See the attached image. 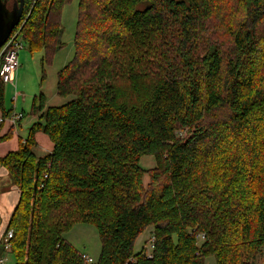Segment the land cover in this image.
<instances>
[{"label":"trees","instance_id":"1","mask_svg":"<svg viewBox=\"0 0 264 264\" xmlns=\"http://www.w3.org/2000/svg\"><path fill=\"white\" fill-rule=\"evenodd\" d=\"M4 1L9 11L19 3ZM69 2L24 0L15 32L43 53L42 68L63 48ZM56 91L65 102L34 99L36 123L0 157L19 192L0 257L263 264L264 0H79L74 55ZM4 95L0 78L1 126L12 127ZM37 132L53 145L42 158ZM143 157L154 166L142 168ZM77 224L96 229V262L63 239ZM147 228L150 239L134 253Z\"/></svg>","mask_w":264,"mask_h":264},{"label":"rangeland","instance_id":"2","mask_svg":"<svg viewBox=\"0 0 264 264\" xmlns=\"http://www.w3.org/2000/svg\"><path fill=\"white\" fill-rule=\"evenodd\" d=\"M78 2L79 0H71V2L65 4L61 12V24L63 27V33L61 36V42L63 48L59 50L52 62V66L58 70L66 65L69 60L72 59L74 55V34L76 31L77 14H78ZM9 1V6H11ZM24 48L19 52V63L20 70L24 71V74L19 82L16 79V90L6 86L5 87V98L7 99L8 107L15 104L14 96L17 92L20 94L19 101H21L23 95L25 97H30V99L25 98L22 101L25 118L31 117L30 112L33 104V97L36 95L37 103L39 97L45 96L50 97L51 94L56 93V74L55 71L52 75L49 71L51 65L44 66L42 68L41 59L43 58V53L31 52L28 49V44L23 41ZM62 63V64H61ZM44 69V71H43ZM43 71V72H42ZM44 74V78H43ZM55 74V75H54ZM18 87V88H17ZM36 93V94H34ZM20 114V113H15ZM22 114V113H21ZM140 166L145 169L152 168L154 166V160L152 157H143L140 160ZM10 180V179H8ZM151 229L147 228L136 240L133 252L138 253L145 246L146 242L150 239ZM63 239L67 241L71 246L76 249L79 253L84 254L92 262H96L100 254V243L96 229L90 225L77 224L73 226L71 230L62 235ZM7 263L13 264L12 259L9 255H6ZM203 264H216L213 257H207L204 259ZM264 264V262H263Z\"/></svg>","mask_w":264,"mask_h":264},{"label":"crops","instance_id":"3","mask_svg":"<svg viewBox=\"0 0 264 264\" xmlns=\"http://www.w3.org/2000/svg\"><path fill=\"white\" fill-rule=\"evenodd\" d=\"M64 64H63V67L65 66ZM20 66L21 65L19 63V69L17 70V73H16V79L17 80L19 79V82L24 74V71L22 72V70H20ZM61 69L58 70L57 68H54L51 64L49 71L52 75V72L57 70L55 72V74L57 75V72L60 71ZM6 86L12 88L13 90H16L17 85L15 83V86L5 85V87ZM17 96H16L17 99L16 97L15 98L13 97L14 100L16 99L15 104L8 107L7 99L5 98V95H4V107L7 111L11 110L13 112V115H15V113L24 114V109L22 107L23 105L22 101L24 102L25 98L30 99V97L24 98V95H23L21 101H19L20 94ZM43 97L45 99V107H54V106L61 105L65 102L64 99L57 96V91L54 94V96L53 94H51L50 97H45V96ZM32 99L37 100L36 95H34ZM1 116L3 115H2V112L0 111V118ZM36 121H37V117L31 116L27 118L24 117L12 127L9 124H5L1 126L0 127V138L6 136L9 132H11L12 135L9 139L0 141V157H4L8 153L16 151L18 148L19 142L21 141L23 142L27 138L31 126L35 124ZM35 141L37 143V147L33 149V152L36 155V157L42 158L48 155L52 151L53 145L51 144L47 136H45L41 132L36 133ZM8 179H10V177L7 171L0 166V238L4 234L6 225L19 199V192L17 188L13 186L11 179L10 180ZM150 229L152 232L153 229L152 228Z\"/></svg>","mask_w":264,"mask_h":264},{"label":"built area","instance_id":"4","mask_svg":"<svg viewBox=\"0 0 264 264\" xmlns=\"http://www.w3.org/2000/svg\"><path fill=\"white\" fill-rule=\"evenodd\" d=\"M24 48L23 40L19 36V32H15V30L11 33L7 41L0 48V78L4 85H13L15 86L16 82V73L19 69V52ZM18 95L15 92L14 98ZM21 120V114H15L10 119V124L13 126ZM3 124V119L0 118V126ZM12 231L8 232L7 236L3 239L4 251L5 253L10 252V239L12 238ZM153 238L150 240L148 248H152ZM149 253V252H147ZM149 256V254H148ZM83 258L87 262H91L86 256ZM0 264H7L6 255L0 257Z\"/></svg>","mask_w":264,"mask_h":264},{"label":"water","instance_id":"5","mask_svg":"<svg viewBox=\"0 0 264 264\" xmlns=\"http://www.w3.org/2000/svg\"><path fill=\"white\" fill-rule=\"evenodd\" d=\"M18 1V5L15 6L12 11H9L5 1L0 0V48L20 23L23 14L24 0Z\"/></svg>","mask_w":264,"mask_h":264}]
</instances>
